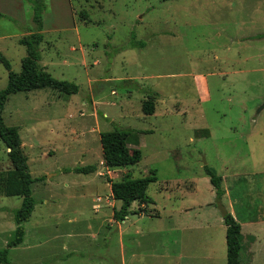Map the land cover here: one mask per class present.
Listing matches in <instances>:
<instances>
[{
	"label": "rangeland",
	"instance_id": "obj_1",
	"mask_svg": "<svg viewBox=\"0 0 264 264\" xmlns=\"http://www.w3.org/2000/svg\"><path fill=\"white\" fill-rule=\"evenodd\" d=\"M0 13V53L18 73L31 6L0 0ZM41 24L39 67L77 92L36 89L3 106L34 179L6 264H226L218 202L240 225V264H264V0H45ZM113 129L129 133L137 164H102L98 135ZM6 151L0 141V250L21 203L2 193ZM84 166L94 171H72ZM203 166L221 178L219 200ZM149 171L150 214L132 202L113 220L107 180Z\"/></svg>",
	"mask_w": 264,
	"mask_h": 264
},
{
	"label": "trees",
	"instance_id": "obj_2",
	"mask_svg": "<svg viewBox=\"0 0 264 264\" xmlns=\"http://www.w3.org/2000/svg\"><path fill=\"white\" fill-rule=\"evenodd\" d=\"M31 6V22L35 28L33 32L19 38L17 43L24 47L25 56L20 60V70L18 73L11 71L8 61L0 53V64L6 71V84L0 90V141L4 145L10 169L6 172L2 193L7 197H20L21 203L18 209L13 212L14 230L10 240L5 244V248L0 250V264L7 263V254L10 248L21 244L24 229L22 223L26 222L33 210L34 200L31 195V185L34 179L30 176L26 157L22 153L21 144L14 127L6 126L3 123L1 112L3 106L10 95L27 92L36 89H51L59 93L70 95L77 92V86L73 83L52 78L47 72L39 67L38 46L42 41L41 15L45 9V0H24ZM165 1V0H161ZM2 14H0V18ZM141 47L142 44H139ZM154 104L151 100H146L141 105L144 115L153 113ZM129 133L120 129L100 132L98 141L101 149L102 164L107 169L126 168L137 164L141 159L140 151L136 148L128 147ZM73 172L87 174L94 171L92 166L73 168ZM203 174L208 178L209 184L214 190L217 200L223 195L221 189L220 176L206 166L202 167ZM155 172L149 171L147 176L131 178L129 174L123 175L119 180H107L109 184L110 197L120 202L118 210L112 211V218L121 222L127 216L129 206L136 202L139 207L136 213L150 214L146 211L147 205L152 201L146 195L149 183L155 182ZM134 213V212H133ZM225 226L224 238L226 249V264H240L239 252L240 225L228 212L222 217Z\"/></svg>",
	"mask_w": 264,
	"mask_h": 264
},
{
	"label": "water",
	"instance_id": "obj_3",
	"mask_svg": "<svg viewBox=\"0 0 264 264\" xmlns=\"http://www.w3.org/2000/svg\"><path fill=\"white\" fill-rule=\"evenodd\" d=\"M264 107V104H262L257 111L261 110V108ZM218 208H219V211H220V214H221V217H223L225 214H226V211L224 210L223 207H221L220 203L218 202Z\"/></svg>",
	"mask_w": 264,
	"mask_h": 264
},
{
	"label": "crops",
	"instance_id": "obj_4",
	"mask_svg": "<svg viewBox=\"0 0 264 264\" xmlns=\"http://www.w3.org/2000/svg\"><path fill=\"white\" fill-rule=\"evenodd\" d=\"M1 14V13H0ZM201 81H202V79H201ZM202 85H204L203 87H205V84H204V79H203V81H202ZM202 91H203V88H202ZM207 96H208V93H207ZM98 209H100V207L98 208ZM103 209V208H102ZM104 210V209H103ZM226 212H228V213H230L233 217H234V215H233V213H231V211H226ZM141 214V213H140ZM110 216L112 217V213H110ZM126 218V217H125ZM124 218V219H125ZM123 221V220H122ZM121 221V222H122ZM107 222H112L110 219H109V217L107 218ZM224 230H225V226H224Z\"/></svg>",
	"mask_w": 264,
	"mask_h": 264
}]
</instances>
